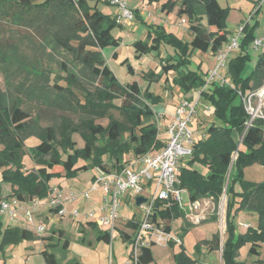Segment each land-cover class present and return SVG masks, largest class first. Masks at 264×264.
Instances as JSON below:
<instances>
[{
	"label": "trees",
	"instance_id": "1",
	"mask_svg": "<svg viewBox=\"0 0 264 264\" xmlns=\"http://www.w3.org/2000/svg\"><path fill=\"white\" fill-rule=\"evenodd\" d=\"M100 1L110 3L108 0H0V19L8 18L11 20L9 24L29 31V34L20 35L16 27L8 32L0 27V71L6 84L5 89L0 87V168L5 167L0 184H10L12 194L7 198H44L48 196L50 181L54 178L74 179L79 172L89 168L105 172L121 170L134 157L164 145L157 137L158 124L154 119V104L162 101V97L142 89L137 81L121 84L104 56V47L107 44L119 46L120 39L112 34L118 23L116 16L103 13L98 7ZM258 2L261 0L255 2L258 8L251 12L254 14L253 22L249 20L243 25L239 51L230 56L224 71L231 85L213 83L203 94V99L211 105L212 122L206 133L203 132L205 136L193 145L192 155L186 160L190 165L200 160L210 171L206 176L195 168L182 166L179 174L178 186L192 200L209 197L218 206L222 196H227L226 236L221 245L220 235L215 234L214 246L210 248H222L224 264H246L237 259L240 248L246 244L250 245L249 254H263L256 263L264 264V180L250 183L243 179L246 165L253 162L264 165V118L256 117L248 126L250 114L241 95L264 85V53L259 54L252 73L244 76L246 63L251 59L250 46L260 27L261 3ZM175 7H178L179 15L189 18L191 41L184 42L158 26L156 35L149 31L150 40H136L134 47L136 55L142 56L158 48L162 38L171 42L175 54L169 55L163 67L166 73L170 70L178 72L174 80L180 85L181 92L187 94L205 83L210 70L202 72V64L198 70L190 69L193 52H209L215 57L229 40L230 32L225 23L228 8L218 0H181L179 3L167 0L162 9L170 13ZM134 13L138 20H142L138 9ZM203 16L206 24H202ZM128 68L133 72L130 64ZM74 88L83 92V100ZM117 99H121L120 105L116 104ZM45 106L63 111L78 108L85 116H79V121H76L70 116L60 115L55 124L45 126L41 123ZM112 108L120 109L123 122L109 115ZM104 116L109 118L106 126L95 123L98 117ZM125 132L127 137H124ZM30 134H36L40 139L31 150L37 165L31 169L23 160L25 137ZM74 134L82 136L83 147H77ZM129 152L133 153L132 158L123 160ZM103 154L113 159L112 165L102 161ZM238 182L240 192L235 189ZM163 204L157 203L153 219L161 218L164 230L171 233L172 221L182 216L184 225L179 238L180 245L184 246L185 234L194 224L176 203L165 207ZM240 211L257 212L259 227L253 229L248 226L247 232L238 233L233 217ZM217 219L215 210L205 222ZM86 225L98 227L93 222ZM128 225L133 228V235L123 231L122 236L132 244L139 223L129 221ZM2 228L0 220V233ZM81 231H85L83 227ZM31 233L17 227H6L4 231L7 238L14 234L30 237ZM96 238L111 243L108 231L97 230ZM154 244L141 247L137 264H149L154 260ZM168 244L178 243L169 240ZM68 245L66 240L64 246ZM200 245L195 246L198 251ZM49 246L55 247L54 244ZM41 253L48 264H60L53 251L45 248ZM174 257L177 264L197 262L184 249Z\"/></svg>",
	"mask_w": 264,
	"mask_h": 264
},
{
	"label": "rangeland",
	"instance_id": "2",
	"mask_svg": "<svg viewBox=\"0 0 264 264\" xmlns=\"http://www.w3.org/2000/svg\"><path fill=\"white\" fill-rule=\"evenodd\" d=\"M109 1V0H108ZM167 0L159 1H149V0H130V7L135 10L138 9V12L141 16H146L150 23H154L155 26L148 25L143 20H138L135 17L133 25L121 26L119 23L113 28L112 34L114 37L120 39V45L116 46L113 44H107L103 53L107 59V62L114 74L116 75L118 81L126 85L137 81L142 89H148L150 92H153L156 95L162 97V101L154 104L156 113L154 119L156 120L159 113L162 114L161 121L159 123V140L164 142L167 140L166 125L170 120V113L173 111L174 107L178 104L182 98V93L180 85L174 80V77L177 76L178 72L170 70L169 73H166L163 67V63L171 54H175V48L171 42L164 40L159 41V47L149 51L142 56L136 55L134 42L139 39L150 40V33L156 35L155 29L158 26H161L162 29L169 33H174L179 39L184 42H189L192 39V32L190 30V21L187 15H179L178 7L172 12H168L167 9H162L163 4ZM176 3H179L181 0H174ZM223 7L228 8V14L225 19L226 29L230 32V36L234 35L239 28L244 25L246 21L250 20V13L254 10L256 1L259 0H218ZM261 12H260V27L261 32H257V36L261 37L264 34V0H261ZM99 9L110 16L115 17L117 7L112 3H107L105 1H100ZM143 12V13H141ZM151 14L152 16H149ZM252 18V22H253ZM183 20L184 23L180 24ZM10 19L2 18L0 19V27L6 32L10 31L11 28H18V33L20 35L29 34L23 27L13 26L10 23ZM202 24H206L205 17L202 18ZM154 27V29H153ZM164 27V28H163ZM263 27V28H262ZM251 44L250 47H252ZM239 49L234 50L231 53V56L236 55ZM114 52H117V55L114 56ZM251 59L246 63L244 76H248L252 73L256 67L257 59L260 54L258 50L251 49L250 51ZM127 60V63L124 61ZM216 62V57L211 56L209 52H200L194 51L192 55V64L190 65L191 70H198L199 64H202V72L208 70V68H213ZM128 64L133 67V72H130ZM161 77V78H160ZM65 84V83H64ZM0 87L2 89L6 88L5 79L3 73L0 71ZM263 87V86H262ZM261 87V88H262ZM76 93L79 94L81 100H83V92L77 88H74ZM83 102V101H82ZM116 104H121V99H117ZM254 105L258 109V114L261 115L264 113V96L257 95L253 98ZM209 107V111L206 109ZM44 113L42 114L41 123L43 125H52L55 124L60 115L70 116L75 119L84 114L82 109H76L74 111H63L56 108H51L45 106ZM211 105L205 99H202L198 105V112L195 115L193 120V131L194 139L198 140L202 138L203 132L206 133L209 124L212 122V113ZM43 112V111H42ZM164 113L166 115H164ZM112 114L119 121L123 122V115L119 108H112L109 111V115ZM108 115V112H107ZM106 115V116H107ZM85 116V114H84ZM106 116L97 118L95 123H100L107 125L109 118ZM80 118V117H79ZM78 118V119H79ZM82 122V121H81ZM81 126V125H80ZM128 133H124V137H127ZM207 136V134H206ZM74 140L77 141V147L84 146V140L81 135L74 134ZM40 142V139L36 134H30L25 137V148L23 160L27 168L31 169L37 165L34 163V158L31 153V150ZM104 142L101 141V143ZM187 146H191V143L187 142ZM159 148H152V150H157ZM133 153L129 152L125 154L123 160H129L132 158ZM66 158V155L63 156ZM102 161L106 162L108 165L113 164V159L107 154L102 155ZM183 166H188L189 168H195L200 171L203 175H208L210 168L203 164L200 160H196L193 165L188 164L187 160L183 162ZM5 167L0 168V180ZM263 168L259 162H253L246 165L243 168V179L246 182L258 183L264 179ZM98 168H89L82 172H79L74 179H67L63 177L54 178L50 181V186L59 185L60 182L64 186L65 192H68L69 189H80L86 190L96 175ZM147 183V181H145ZM69 185H71L69 187ZM9 183L0 184L1 197L4 198L10 193L12 194V189L10 191ZM236 191H241L240 183L235 184ZM146 193V192H144ZM182 197L185 202H188L187 192H182ZM121 206L119 208V217L117 219V226L114 232V240L108 243L105 240H98L96 238L97 230H109V227L98 226L97 228H90L89 226H81V224L76 223L68 215L64 217H58L57 221L49 218H42L43 221L47 224V231L44 234H37L33 225L27 223L30 231L32 232L30 237H22L20 234H14L10 238L5 237L4 231L10 222L8 217L2 221V231L0 233V264H48L41 251L47 248L49 251H53L58 259V263H67L79 261L83 264H134L129 253L130 244L128 241L123 239L122 233L124 230L127 233L132 232V228H126L127 222L129 219L140 218L142 212L139 210L135 201V194L128 190L123 197L120 198ZM226 202L227 196L224 194L218 206L215 204V209L212 212L206 214L207 218L211 216L215 210L218 214L217 220H210L205 222L202 220L200 223H193L194 226L191 227L188 238H185L186 245L188 249L192 250L195 239H199L205 235H222V240L226 236ZM95 207V206H92ZM44 207L39 208V210H44ZM234 223L238 233L247 232V226H252L253 229L259 227V216L255 211H240L235 214ZM22 220L21 218L15 220ZM163 226V220L160 218ZM190 222V221H189ZM13 223V222H12ZM11 224V223H9ZM184 225V220L182 216L175 218L172 221V235L175 237L179 236L181 229ZM84 228L85 231H81V228ZM60 231L63 233L61 234ZM68 240V247L64 246L65 241ZM48 244H54L55 247H48ZM249 244H246L240 248V253L237 259L239 261H245L246 264H257V260L263 257L261 255H251L249 254ZM154 252V257L158 264H171L174 262V259H169V254L171 252L170 245L166 243L154 244L152 246ZM263 250V247L259 248ZM170 250V251H169ZM176 250V248L174 249ZM263 252V251H262ZM197 255L196 253H192ZM221 250L217 249L213 255L202 253L200 256L201 264H223L221 260ZM211 255V256H210ZM123 261V262H122ZM153 262L151 264H156ZM173 264H176L175 262Z\"/></svg>",
	"mask_w": 264,
	"mask_h": 264
},
{
	"label": "built area",
	"instance_id": "3",
	"mask_svg": "<svg viewBox=\"0 0 264 264\" xmlns=\"http://www.w3.org/2000/svg\"><path fill=\"white\" fill-rule=\"evenodd\" d=\"M109 1L117 7L115 14L117 22L124 26L133 25L135 13L129 5L130 0ZM257 8L255 7L253 13ZM253 13L250 15V19L254 15ZM184 22L185 20L180 24ZM242 30L243 25L229 37L228 42L218 51L215 56V65L206 75L205 83L184 94L180 99L167 122L165 131L168 138L160 149L134 157L121 170L106 172L97 170L86 190L77 191L72 188L65 192L63 187L54 185L50 187L48 196L44 198L34 197L29 200H21L15 196L4 197L0 199V220L3 221L7 216L9 223L12 224L21 218L33 225L37 234H44L47 231V224L39 217L41 215L39 208L44 207L45 211L53 213L57 218L68 215L78 224L86 225L88 222H93L99 226L109 227L108 232L112 242L119 217L120 198L130 190L135 194V201L140 196L146 198L140 205H137L136 202L142 216L137 220L139 229L133 236L131 252L133 263L137 264L142 246H150L152 243H168L169 240L180 244L179 236L175 237L171 234L172 232L167 233L164 230L160 218L153 219L155 208L158 202H163L164 207L176 203L186 213V218L191 223H200L207 219L206 214L215 209V202L209 197L192 200L188 196V202H185L182 192L186 191L178 186L179 174L184 160L192 155L193 145L197 141L193 137V120L204 92L208 91L213 83L231 85L224 71L227 69L231 53L239 49ZM252 49L264 53V35L254 39ZM241 95L246 110L250 114L247 125H251L256 117L264 118V113L259 115L253 102V98L257 95L264 96V85L258 90L241 93ZM206 109L209 110V107ZM161 117L162 114L159 113L156 118L158 138ZM201 134L205 136L204 133ZM187 142L191 143V146H187ZM95 203L96 205H93ZM246 226L248 227V225ZM133 233L134 230L131 234L133 235Z\"/></svg>",
	"mask_w": 264,
	"mask_h": 264
},
{
	"label": "crops",
	"instance_id": "4",
	"mask_svg": "<svg viewBox=\"0 0 264 264\" xmlns=\"http://www.w3.org/2000/svg\"><path fill=\"white\" fill-rule=\"evenodd\" d=\"M141 13H143V12H141ZM252 13H250V15H251ZM149 15V14H148ZM141 16V15H140ZM149 16H152L151 14L149 15ZM142 17V20L143 21H145L148 25H151V24H154V23H150L149 21H148V19L149 18H147L146 16H141ZM252 18H254L253 16L251 17V19L250 20H252ZM259 21H260V15H259ZM252 22V21H251ZM260 23H261V21H260ZM261 26H262V23H261ZM263 28V27H262ZM262 31V29H261V27H259V29H258V33L259 32H261ZM264 35V34H263ZM184 96V94H182V96L181 97H183ZM176 107V106H175ZM175 107H174V109H175ZM174 109H173V111L170 113V115L171 114H173V112H174ZM32 168V167H31ZM263 175H264V168H263ZM61 179H64L63 177L61 178ZM264 180V179H263ZM263 180H261V181H263ZM260 181V182H261ZM59 185H61V186H64L63 184H62V182H60L59 183ZM71 185H69V187H70ZM74 189V188H73ZM75 190H77V191H80V189H78V188H76ZM10 191H11V187H10ZM0 194H1V192H0ZM93 205H96V203L95 204H93ZM42 215V216H41ZM41 217L42 218H51L52 220H54V221H57L58 219H54V218H57V217H55L54 215H53V213H49V212H47V211H45V209L44 210H41ZM137 220H139V218L137 219L136 218V220L134 219H129L128 220V222H127V225H126V228L128 229V228H132V227H130L129 225H128V223H129V221H137ZM97 226H99L98 224H97ZM7 227H12V228H15V227H17V228H22V229H27V230H30L29 229V227H28V225L26 224V222L22 219V220H18V221H14L12 224H9V225H7ZM90 227V226H89ZM191 229L192 228H190L189 230H188V232L185 234V237H184V246H181L180 244H175V245H170V248H171V252H170V254L168 255L169 256V259L171 260V259H174V262L176 263V260H175V257H174V255H175V253H177V252H179V251H181L182 249H184L185 250V253L188 255V256H190L191 258H193V259H196L197 260V262H196V264H201L200 262H202L201 261V258H200V256L202 255V253H207L208 255V261L209 262H211V259H209V254H211V255H213L214 254V252L217 250V249H213V250H210V248H212L213 246H214V235H212V234H209V235H205V236H202V237H200L199 239H195V241H193L194 242V244H193V248H192V250H190V249H188V247H187V245H186V242H185V238H188V235H189V232L191 231ZM125 230V229H124ZM124 230H122V231H124ZM132 230H133V228H132ZM104 231H108V230H104ZM181 231V230H180ZM127 233V232H126ZM129 234V233H128ZM131 234V233H130ZM220 239H221V245H222V243H223V241H224V239L222 240V235L220 236ZM198 244H201L200 245V251H198L196 248H195V246L196 245H198ZM176 248V250H174ZM153 249V248H152ZM219 250H221V260L223 261V259H222V248L220 247L219 248ZM153 251V250H152ZM170 251V250H169ZM132 252V244H130V248H129V253L128 254H130ZM196 253L197 255H195V254H192V253ZM210 255V256H211ZM153 256H154V252H153ZM203 256V255H202ZM123 262V261H122ZM153 262H156V259H155V257H154V260L152 261V262H150L149 264H151V263H153ZM174 262H171L170 261V263L171 264H173ZM156 264H158L157 262H156ZM177 264V263H176ZM223 264H224V261H223Z\"/></svg>",
	"mask_w": 264,
	"mask_h": 264
},
{
	"label": "water",
	"instance_id": "5",
	"mask_svg": "<svg viewBox=\"0 0 264 264\" xmlns=\"http://www.w3.org/2000/svg\"><path fill=\"white\" fill-rule=\"evenodd\" d=\"M145 200H146L145 197H142V196L138 197L137 200H136L137 205H140V204H141L142 202H144Z\"/></svg>",
	"mask_w": 264,
	"mask_h": 264
}]
</instances>
